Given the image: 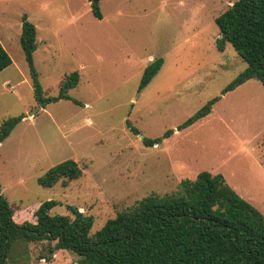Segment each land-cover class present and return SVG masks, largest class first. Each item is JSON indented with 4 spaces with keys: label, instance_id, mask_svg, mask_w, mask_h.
<instances>
[{
    "label": "rangeland",
    "instance_id": "obj_1",
    "mask_svg": "<svg viewBox=\"0 0 264 264\" xmlns=\"http://www.w3.org/2000/svg\"><path fill=\"white\" fill-rule=\"evenodd\" d=\"M234 1L100 0L97 18L90 0H0V42L11 58L0 71V122L25 114L0 143V191L15 221L34 222L51 199L49 214L72 216L67 207L76 206L95 231L118 210L152 192L173 193L202 170L222 174L264 216V86L251 78L221 94L246 67L230 43L222 51L215 44L214 18ZM24 13L37 30L33 58L43 90L56 94L63 75L79 71L70 99L35 102L19 44ZM158 56L163 64L138 92L144 67ZM216 96L209 114L176 129ZM167 130L156 144L142 141ZM68 158L79 177L38 184ZM49 244L19 243L7 264H76L70 250L49 254Z\"/></svg>",
    "mask_w": 264,
    "mask_h": 264
},
{
    "label": "trees",
    "instance_id": "obj_2",
    "mask_svg": "<svg viewBox=\"0 0 264 264\" xmlns=\"http://www.w3.org/2000/svg\"><path fill=\"white\" fill-rule=\"evenodd\" d=\"M100 0H90L93 15L101 18ZM220 37L215 40L219 51L230 43L245 61L246 67L221 90H233L254 78L264 86V0H235L214 18ZM28 67L35 102L45 107L59 99H70L69 90L76 87L79 71L63 75L56 94L42 88L34 66L36 27L24 13L19 36ZM11 64V58L0 42V71ZM163 64L158 56L143 69L137 91L151 80ZM220 97L208 100L177 126L182 130L212 111ZM25 114L9 116L0 122V143ZM128 123V122H127ZM131 130L138 133L136 128ZM142 138L153 145L171 134ZM82 170L72 159H65L37 178L38 184L63 185L79 177ZM54 200L42 201L34 212L35 221L14 219V208L0 191V264H7L17 244L43 240L54 241L48 253L67 249L77 255L76 264H264V216L240 196L222 174L207 170L195 178L180 180L179 189L160 195L149 193L131 206L120 209L95 231L93 218L76 206H68L72 214H49ZM50 260L49 256H41Z\"/></svg>",
    "mask_w": 264,
    "mask_h": 264
},
{
    "label": "crops",
    "instance_id": "obj_3",
    "mask_svg": "<svg viewBox=\"0 0 264 264\" xmlns=\"http://www.w3.org/2000/svg\"><path fill=\"white\" fill-rule=\"evenodd\" d=\"M36 27V26H35ZM36 33H37V30H36ZM36 50V49H35ZM33 60H34V58H33ZM4 83H6V81L4 82ZM187 178V177H186ZM191 179V178H190ZM76 260H77V258H76Z\"/></svg>",
    "mask_w": 264,
    "mask_h": 264
},
{
    "label": "water",
    "instance_id": "obj_4",
    "mask_svg": "<svg viewBox=\"0 0 264 264\" xmlns=\"http://www.w3.org/2000/svg\"><path fill=\"white\" fill-rule=\"evenodd\" d=\"M31 114H33V113H30L29 115H31Z\"/></svg>",
    "mask_w": 264,
    "mask_h": 264
}]
</instances>
